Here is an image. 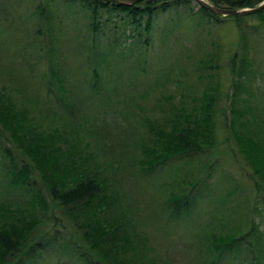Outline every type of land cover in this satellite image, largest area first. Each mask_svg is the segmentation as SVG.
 I'll return each mask as SVG.
<instances>
[{
	"label": "trees",
	"instance_id": "trees-1",
	"mask_svg": "<svg viewBox=\"0 0 264 264\" xmlns=\"http://www.w3.org/2000/svg\"><path fill=\"white\" fill-rule=\"evenodd\" d=\"M29 1L33 5L28 4ZM208 1L218 7L236 9L254 7L263 0ZM194 2L195 0H138L132 4H119L100 0H0V48L9 59L11 55L22 56L21 61L25 67H28L29 60L35 61L39 58L42 61L45 58L48 62L47 71L31 76L35 83L30 82V85L39 93L40 102L52 113L67 116L73 114L70 118L72 128L63 139L55 138L48 131L35 127L30 128L32 132L26 134V123L15 111H10V114L5 116L7 119L0 117L4 123L3 125L0 122L1 194L9 196L17 191H29L34 194V198L38 196L30 179L31 172L27 170L28 163L24 164L22 160L27 156L32 161L30 154L34 152V159L39 165L35 163L33 167L37 174L46 176L45 179L41 178L40 185L44 187L48 200L55 204L54 208L59 210L62 216L64 214V220L52 213L47 218L44 217V227L36 235L32 231L29 235L19 234L28 224L20 220L21 216L17 215L4 221L7 216L2 218L3 214L0 215V253L6 254L7 257L4 264H35L38 258L46 255L55 258L59 264H106L107 261L108 264H175L173 260L161 254L151 256L149 253L143 230L135 219L136 215L125 205L127 198L118 188L125 180L124 176L134 179V190L139 193L144 192V185H140V181L153 184L154 191L151 194L156 200L150 212L163 233L168 234L170 220L187 219L196 226L209 223L200 224L195 211L209 201L217 189L220 191L221 183L211 179L215 177L213 169L219 159L210 158L208 150L220 144L218 128L224 129L228 135L226 138L223 135V139L228 141L230 138L227 128H230L233 113L228 114L225 119L222 117L227 111H235L239 116L242 110L245 113L247 111L249 118L257 122L258 127L264 124V117L254 107L257 104V94L254 90L248 91V86L256 84L257 77L246 39L244 40V27L247 24L245 20L257 18L258 22L264 24V9L245 16H220L198 4L195 9ZM197 13L202 14L199 15L201 19L206 16L208 20L215 22H222L221 17H231L240 31V49L235 51L227 62L231 72V88L230 92L224 93V102L218 87L221 65L215 61L214 51L204 49L205 58L187 55V60L192 59V65L188 63L189 71L185 69L184 63L180 65L177 62V58L172 59L171 65L165 64L163 73L155 75L151 84L142 89V97H147L143 100L146 104H151L150 107L145 110V114L135 116L131 110L138 105V100L142 99L127 95L119 97L118 91L123 89L124 81L115 88L117 79L112 77L115 73L113 69L116 68L112 67L117 64L116 60H122L123 47L119 49L120 45L128 41L126 49L131 50L138 72L143 73L141 63L149 58L153 63L162 46L151 35L159 34L166 40L169 37L176 39V28L181 18H191ZM74 14L84 20L85 30L91 35L90 45L77 44L72 49L81 71L87 74L84 83L80 81L78 84L77 91L70 83L69 70L60 61L62 54L63 58L66 57V41L60 37L62 30L59 36L54 27L55 21L62 22L61 16ZM256 28V25H253V28L249 29L254 31ZM8 34L14 35L13 44L15 41L19 43V50L10 48L4 38ZM99 42L101 44H98ZM97 45L102 46L99 62L96 61L100 54ZM106 55H111V59H107ZM172 71L175 72L174 85L167 87L168 76ZM117 73L121 75V72ZM183 79L195 83L193 85H201V88L191 89L186 82L181 84ZM130 83L133 82L129 81L128 86ZM5 92H8L7 88L0 84L2 102L10 100H6ZM109 93L119 97L117 104L123 109L117 112L109 108L115 127L130 134L142 122L143 126L136 140L119 142L121 154L115 153V159L110 158L98 167L97 163L94 166L88 160L85 152L95 155L100 149H106L107 139L105 142L97 139L96 146L89 140L80 139L79 136L82 130L90 134L101 130L100 124L104 123L106 118L98 119L97 115L90 113L93 103L97 100L103 99L102 106L107 108L104 99ZM96 110L99 113V110ZM102 111L107 112V109ZM218 117L221 124H218ZM119 119L124 122L123 125L119 123ZM244 126L256 130L255 125ZM10 127L14 131L10 130ZM245 127L240 129L241 134H247ZM67 134L76 139L72 145L68 142ZM257 135L256 140L251 139L252 142L247 143L248 148L242 149L252 153L253 149L258 147L261 150L260 156L255 157V163L251 159L249 161L260 166L264 159V147L260 146L264 144V133ZM15 137L22 139L27 149L32 152L22 150ZM122 144L130 148L129 152L125 151ZM47 145H50L49 150L44 149ZM63 146L67 148L64 150ZM54 148L57 149L56 152ZM136 151L140 152L137 159ZM228 153L234 156L232 150ZM244 155L242 158L246 160L247 154ZM61 157L69 160V163L60 166ZM196 157L207 159V163L202 164L194 175L186 166ZM114 160L116 162H113ZM113 165L118 167L117 172H104L110 168L114 170ZM46 171L51 173L50 177L46 175ZM255 174H258L262 181L254 182L257 190L255 205L251 207L252 216L264 211V208L256 206L264 200V177L262 169L256 165L255 169L250 167L247 175L243 173L246 178ZM119 175L122 177L119 178ZM208 178L210 187L206 182ZM164 179H177L180 182L175 185L171 180L164 182ZM233 189L230 188L226 194ZM22 195L24 194L18 193L12 199L0 201L18 205L19 203L14 201H18L16 198ZM30 200L32 199L27 202ZM127 204L129 206V202ZM222 207L225 208V204L221 206L218 203L216 206L218 212L215 214L219 213L220 218L218 222L214 221L211 226L200 227V231H196L198 234L195 249L190 244L187 246V252L191 254L190 264H194L198 259L200 264H264V231H258V222L254 225L253 218L250 224L248 222L250 229L238 234V231L230 233L228 236L235 237L229 242L226 238L220 244H211V240L218 235L217 226L228 214ZM228 210L230 212L232 209ZM9 214L15 215L14 212ZM68 224L72 226V230ZM22 225L24 227H20ZM127 229L130 237H137L138 242L131 244L136 238L131 240L129 236L126 237ZM68 243L71 244L70 250ZM114 243L116 246L112 247ZM43 252L44 255L39 254ZM72 257L77 258L76 263L71 260Z\"/></svg>",
	"mask_w": 264,
	"mask_h": 264
},
{
	"label": "rangeland",
	"instance_id": "rangeland-1",
	"mask_svg": "<svg viewBox=\"0 0 264 264\" xmlns=\"http://www.w3.org/2000/svg\"><path fill=\"white\" fill-rule=\"evenodd\" d=\"M195 2L193 6L195 9H197L198 3ZM28 4L33 5L31 1H29ZM199 15L202 14L197 13L191 18H181L179 26L176 28V35H178L176 39L169 37L166 40L165 37L159 36V34L151 35V37L154 36L155 40H158L162 46L160 47L159 55L154 59L153 63H151L152 60H150V58L146 61H143L144 63H141L143 66V73L138 72L136 68V62L134 61V58L131 54V50L126 49V47H128V41L126 40L124 44L120 45L119 49L123 47L122 60H116L117 64L112 67V69L116 67L115 69H113L115 73L112 77L117 79L116 85H114L115 88L119 86L118 84H120L122 80L124 81L122 83L123 89L118 91L119 97H124L127 95V97L134 96L135 99H142L138 100V105L131 110L135 114V116L145 114V110L150 107L151 104H146L145 100H143L147 97H142V89L151 84V82L155 78V75L159 76L163 73L165 64L171 65L172 59L177 58V62L180 65L184 63L185 69L189 71L188 63L191 64L192 59L187 60V55L193 54V58H205L206 51L204 49H210L214 51V54L216 55L215 61H217L221 65L218 74V79L220 81L218 82V87L222 92L221 99L224 102V93L230 92L231 88V72L229 66L227 65V62L230 60L232 54L240 49V31L237 29L235 21L231 17H221L222 22H215L208 20L206 16H203V18L201 19ZM195 16H198L199 18ZM61 18L62 22L55 21L54 24V27L57 30V34H59L60 36L62 30L60 37H63V39L66 41V57L63 58L64 54H62L60 61L63 62L64 66L69 70V78L71 80L70 83L73 84L74 89L77 91L78 84H80V81L84 83V80L87 78V74H84L81 71L76 57L73 56L74 51H72V49L75 48L74 46L77 44L85 43L87 45H90L91 35L86 32V24L84 26V20L81 19L79 15H64L61 16ZM159 20L162 23V19L160 18ZM245 21L247 22V24L246 27H244V40L246 39V45L253 63V70L254 72H256L255 76L257 77L256 84L248 86V91L251 92L252 90H254V92H256L257 104L254 107L256 111L260 112L264 117V24L258 22L257 18H247ZM253 25H256L257 28L256 30L251 31L249 28H253ZM4 38L10 44V48L12 50L20 49L21 46L19 43L15 41L13 44L14 35L8 34ZM98 44L101 43L99 42ZM97 47L98 51H100V54L97 56L98 58L96 59V61L99 62L101 58L100 55L102 52V46L97 45ZM36 52L39 51L36 50ZM106 57L107 59H111L112 56L106 55ZM21 60L22 56L15 57L11 55V59L7 58L4 50L0 48V84L4 85V88H7L8 92H5L4 94L6 100L10 99L8 102L0 101V117L6 118L5 116L7 114L9 115L10 111H15V114H18L26 123V126L24 127L26 134L31 133L32 131H30V128L35 127L37 129L40 128L48 131L50 135H53L55 138L60 137L63 139L66 133L69 132V129L72 128L70 118L73 116V114L67 116L61 113H52L46 108L45 105L40 102L41 97L39 93L34 87L30 85V82L35 83L33 77L31 76H37L42 72H46L48 69V62L45 58H43L42 61L41 59L37 58L35 61L29 60V64H27L28 67H25ZM117 72H121V75H119ZM174 74V71L169 74L167 87L174 85ZM189 77L192 78L190 75ZM129 81L133 83H130L128 86ZM24 82H26L27 84L25 85ZM185 82L186 84H189V88L191 89L199 90L201 88V85H193L195 83H191L190 81H187V79H183L181 81V84ZM119 97L114 95V93H109L108 95H106L104 103L106 102L107 108L104 105L102 106L103 99L95 101L93 103V110L90 114L97 115L98 119L105 117L106 120L104 121V123L100 124L101 130L98 133L97 130L94 134H90L89 132L85 133L83 132V130L80 133V139L89 140L93 145H96L95 143L97 139H100L104 142L106 141V139L107 141H109H106V149H100L99 153H95V155L85 152L86 156H88V160L94 166H96L95 164L97 163L98 167H100V164H102L104 161L109 160L110 158H112V160L115 159L117 157L116 154H121V151L119 150V142H130L132 140H136L138 135H140L142 132L143 122L142 124L138 125L133 133L130 134H128V131L122 132L119 127H115L113 125V114L109 108H113L118 112V110L120 109V106L117 104ZM96 109L99 110V113H97ZM104 109H107V112L102 111ZM140 110L141 114H139ZM230 113H233L230 128H227V131L230 134V138L228 139V141L223 139V135L224 138L228 137V135L226 134L224 129L221 130L220 128H218V140L220 141V144L208 150L210 158H213V160L219 159L217 165L213 169V175L215 174V177L211 179L213 182L217 180L219 184H221L219 185L220 191H218L217 189L213 193L210 200L207 201L204 205H201L195 211V216L197 217L198 222L200 224L209 222L206 225H192L190 220L187 219H182V221L170 220L168 234L163 233L159 230L157 222L153 220L150 212L151 207L154 205L156 200V198L151 194V192L154 191L153 184H151L150 182L140 181V185H144V192L139 193L134 190V179H127L124 176L125 180H123V182L120 184V187L118 188L127 198V202L125 203V205L127 207H130L131 212L134 213L133 215H136V217H134L143 230L144 236L146 238V245L151 256L153 254H161L162 256L173 260L175 264H190L191 254L187 252V246L190 244L192 248L195 249L198 234L196 233V231H200L198 228L209 227L214 224V221H219V213L215 214L218 212L216 210V206L218 203L221 204V206L225 204V208H222H224V211H227L228 214L226 218H223L217 226L216 229L218 235L216 236V238L211 240L212 245L220 244L224 242V239L226 238H228L229 242L230 239L235 237L228 236L232 232L238 231V234L240 232H244L247 229H250L248 228V226H250L248 225V222L250 224L252 218V223H254V225L256 224V222H258V224H256L258 226V231H264V211L262 213H258V215L255 216H252L251 214V207L255 202V192L257 190L254 182L262 180L260 179L258 174L247 178L243 175V173L247 175V171H249L250 167L255 169L256 165L258 168L262 169V174L264 177V159L262 160V165H254L250 163L249 160L251 159L253 163H255L254 159L256 156H260L261 150L258 147H255L252 153H250V150H246L244 152L242 149L244 147H247V143L249 141L252 142L251 139L256 140L258 137L257 134L264 133V124H262V126L259 125L258 127L256 124L257 122H254L249 118L247 111L245 113L242 110L239 116H237L235 111H227L222 118L225 119V117ZM2 118H0V122L4 125ZM118 121L119 123H121V125L124 124L121 119H119ZM217 121L218 124H221V119L219 120V117ZM1 123L0 125L2 126ZM244 124L255 125L256 130L250 128L247 129ZM1 126L0 130L2 129ZM242 127L246 128L247 134H241L240 129ZM10 130L14 131L12 127H10ZM30 138H32V136H30ZM15 139L16 143L17 141L19 142L22 150L25 149L28 152H32L30 151V149H27L22 139L18 137H15ZM67 139L70 145H72L76 141L73 136H70L68 134ZM27 143H29L28 139ZM260 146L264 147V144ZM122 147L125 149V151L129 152L130 148L128 146L122 144ZM65 148L67 147L63 146L64 150ZM18 149L20 150V148ZM44 149L49 150L50 145L45 146ZM54 150L55 152L57 151L56 148H54ZM131 150L133 149L131 148ZM229 150H232V152L234 153L233 157L230 153H228ZM237 151L240 152V154ZM19 152L21 153V150ZM135 153L137 154L135 159H137L140 155V152L136 151ZM241 153L242 155H244V153L247 154L246 160L242 158ZM30 155L33 157L32 161L31 158L27 156L23 157L22 160L24 164L28 163L29 167H27V170L28 172H31L30 179L33 182V188L38 192V196L34 198V194L29 191H17L16 194H11L9 196L2 195L0 192V199H12V197L18 195V193L24 194L21 197L16 198V200L18 201L13 200L14 202H18V205H9L6 204L8 201H0V215L3 214L2 218L7 216L4 221H7V219L16 217L18 215L21 216L20 220L22 222H28L26 227L19 233L22 235H29L31 231L32 233H34V235H36L44 227V217L47 218L50 213H52L57 218L64 220V214L62 216L60 214V211L54 208L55 204L51 200H48L47 194L44 191V187H41V178L45 179L46 176L44 177L41 174H37L35 168L33 167V164L35 165L36 163L39 165V162L34 159V152H32V154ZM113 162H116V160H114ZM66 163L68 164L69 160L61 157V162L59 165L62 166ZM204 163H207V159L196 157L193 162L189 163L186 166V168L188 170H191L195 175L198 172V168ZM113 166L115 167L114 170L110 168L107 170L109 172H107L106 170L104 172L110 174L117 172L118 167L116 165ZM46 175L50 177L51 173L48 174L46 171ZM118 177L121 178L122 176L119 175ZM170 180L171 179H164V182H168ZM171 182H174V184L177 185L180 181L175 179L171 180ZM206 182L209 186L210 179L208 178ZM163 188H165L164 185ZM230 188L234 189L231 190L232 192L226 194L228 191H230ZM31 193L33 194V196ZM28 199L32 200L27 202ZM220 200H222V202H219ZM128 202L129 206L127 204ZM256 206L264 208V200L263 202H258ZM228 208H231L232 210L229 212ZM10 212H14L15 215L11 216L9 214ZM20 227H24V225ZM69 228L72 230L71 225H69ZM128 230L129 229H127L126 237H130ZM130 238L131 240L136 238L131 241V244H133L134 241H139V239L135 236ZM262 242L264 244V237L262 238ZM68 245L70 250L71 244L68 243ZM114 246H116V243L112 244V247ZM39 254L44 255L45 252ZM6 259V254L3 255V253H0V264H4ZM76 259V257H72L71 260L76 263ZM198 260H196L194 264H200ZM34 263L59 264L56 263L55 258H52L49 255L38 258ZM108 263L109 262L107 261L106 264ZM71 264H73V262H71Z\"/></svg>",
	"mask_w": 264,
	"mask_h": 264
},
{
	"label": "water",
	"instance_id": "water-1",
	"mask_svg": "<svg viewBox=\"0 0 264 264\" xmlns=\"http://www.w3.org/2000/svg\"><path fill=\"white\" fill-rule=\"evenodd\" d=\"M100 1H107V2H115L119 4L127 3L132 4L138 0H100ZM196 2L204 9L220 16H230V15H249L260 10L264 9V0L254 7H244V8H236V9H228L223 7H218L211 4L208 0H196Z\"/></svg>",
	"mask_w": 264,
	"mask_h": 264
},
{
	"label": "bare ground",
	"instance_id": "bare-ground-1",
	"mask_svg": "<svg viewBox=\"0 0 264 264\" xmlns=\"http://www.w3.org/2000/svg\"><path fill=\"white\" fill-rule=\"evenodd\" d=\"M42 255V254H41Z\"/></svg>",
	"mask_w": 264,
	"mask_h": 264
}]
</instances>
